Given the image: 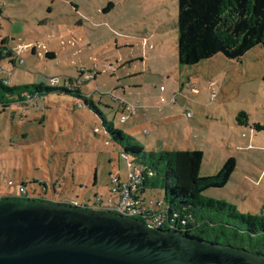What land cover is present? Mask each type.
I'll list each match as a JSON object with an SVG mask.
<instances>
[{"label": "rangeland", "instance_id": "rangeland-1", "mask_svg": "<svg viewBox=\"0 0 264 264\" xmlns=\"http://www.w3.org/2000/svg\"><path fill=\"white\" fill-rule=\"evenodd\" d=\"M2 2L0 45L6 39L9 47L24 49L15 66L11 58L0 61V80L11 86L46 78V85L50 78L62 80L60 86L66 78L79 81L106 120L149 152L201 150V176L217 173L235 158L229 183L206 196L264 217V130L253 128L264 126L262 46L238 60L218 54L182 66L177 0ZM109 3L113 8L105 11ZM48 51L54 57H47ZM58 93L0 113V177L41 193L46 184L59 200L93 203L96 195L109 197L113 179L129 173L122 149L108 139L99 113ZM115 98L135 107L124 124ZM242 111L249 115L247 127L236 121ZM146 196L164 199L165 191L149 188Z\"/></svg>", "mask_w": 264, "mask_h": 264}, {"label": "trees", "instance_id": "trees-1", "mask_svg": "<svg viewBox=\"0 0 264 264\" xmlns=\"http://www.w3.org/2000/svg\"><path fill=\"white\" fill-rule=\"evenodd\" d=\"M177 1V51L180 65L194 66L218 54L230 60H238L256 46L264 48V0ZM112 8L113 4L109 3L105 11ZM5 45L7 40L3 39L0 61L11 58L10 63L15 66L16 61L20 60L16 59L15 51L8 50ZM47 57H54V54L47 53ZM85 73V70H81L82 78ZM51 79L50 85L45 84L48 80L46 78L41 83L13 86L6 79L0 80V113H6L15 104L31 106L36 100L55 92L77 97L85 102L86 107L100 114L105 133L109 135V140L122 149L121 155L127 160L129 172L131 169L142 172L143 188L147 191L149 188L165 191V217L175 222L178 232L264 256V217L244 214L224 200L206 196L210 189H222L229 183L237 168L235 158H229L217 173L201 176L204 161L201 150L149 152L145 147L135 144L134 139L124 131L115 128L113 122L106 120L93 99L82 92L79 81L66 78L60 86L62 80L59 85H52ZM83 80L86 83L90 81L85 78ZM114 100L121 106L119 110L123 116H132L126 110L130 104L117 101L116 98ZM80 105L83 107V102ZM236 121L247 127L249 115L242 111ZM253 128L264 130L260 124H254ZM118 180L124 181L120 177Z\"/></svg>", "mask_w": 264, "mask_h": 264}, {"label": "water", "instance_id": "water-1", "mask_svg": "<svg viewBox=\"0 0 264 264\" xmlns=\"http://www.w3.org/2000/svg\"><path fill=\"white\" fill-rule=\"evenodd\" d=\"M0 264H264V256L110 212L12 198L0 200Z\"/></svg>", "mask_w": 264, "mask_h": 264}, {"label": "built area", "instance_id": "built-area-1", "mask_svg": "<svg viewBox=\"0 0 264 264\" xmlns=\"http://www.w3.org/2000/svg\"><path fill=\"white\" fill-rule=\"evenodd\" d=\"M1 6V3H0ZM24 49L23 46H18L15 50V56ZM11 73H8L10 76ZM86 80L89 78L86 76ZM52 85H59L60 79H51ZM117 101H120L116 98ZM135 107L128 106L126 108L128 115H131ZM129 116H122L121 122L125 123ZM114 188L109 197L96 195L93 203H89L86 199L82 202L79 200L63 199L59 200L48 194L47 186L44 185V192L29 189L26 183H15L13 180H6L5 182L0 177V200L4 199H29L42 200L52 203H60L77 208L88 209L97 212H110L118 214L127 218L139 219L150 226L157 229H169L171 231H178L173 220L169 221L165 215V202L163 199L157 197H147L146 192L142 186L143 174L139 169H131L126 180L120 181L118 178L113 179Z\"/></svg>", "mask_w": 264, "mask_h": 264}, {"label": "crops", "instance_id": "crops-1", "mask_svg": "<svg viewBox=\"0 0 264 264\" xmlns=\"http://www.w3.org/2000/svg\"><path fill=\"white\" fill-rule=\"evenodd\" d=\"M0 3H1V6H0V11H1V13H0V15H2L3 14V9H4V7H5V2L3 3L2 2V0H0ZM53 9H54V7L53 6H51V7H49L48 8V11L49 12H52L53 11ZM153 32V31H152ZM120 37V36H119ZM143 40L145 41V43H146V40H147V43H148V39L146 38V37H143ZM1 46V45H0ZM6 47H7V49L8 50H16V48L17 47H15V48H11V47H9L8 46V42H7V45H5ZM35 52H36V48L35 47H32V54H35ZM48 53H51V51H48ZM90 80V79H89ZM166 150H173V149H166ZM176 150H183V149H176ZM189 150V149H188Z\"/></svg>", "mask_w": 264, "mask_h": 264}]
</instances>
